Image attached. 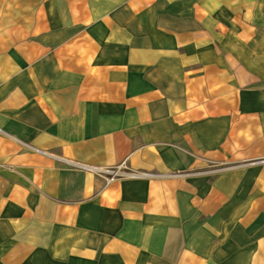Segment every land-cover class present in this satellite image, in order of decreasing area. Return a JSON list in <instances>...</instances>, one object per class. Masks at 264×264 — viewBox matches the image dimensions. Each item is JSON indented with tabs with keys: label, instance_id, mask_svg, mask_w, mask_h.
<instances>
[{
	"label": "crops",
	"instance_id": "obj_1",
	"mask_svg": "<svg viewBox=\"0 0 264 264\" xmlns=\"http://www.w3.org/2000/svg\"><path fill=\"white\" fill-rule=\"evenodd\" d=\"M0 264H264V0H0Z\"/></svg>",
	"mask_w": 264,
	"mask_h": 264
},
{
	"label": "built area",
	"instance_id": "obj_2",
	"mask_svg": "<svg viewBox=\"0 0 264 264\" xmlns=\"http://www.w3.org/2000/svg\"><path fill=\"white\" fill-rule=\"evenodd\" d=\"M75 165L82 170L88 171V172L93 173V174H97L99 176H103L105 178V184L106 185H108L109 183H112L113 181H115L119 178L136 177L137 176L136 173L127 170L125 163H122L121 165H119L115 168H107V169L81 166L78 164H75Z\"/></svg>",
	"mask_w": 264,
	"mask_h": 264
},
{
	"label": "rangeland",
	"instance_id": "obj_3",
	"mask_svg": "<svg viewBox=\"0 0 264 264\" xmlns=\"http://www.w3.org/2000/svg\"><path fill=\"white\" fill-rule=\"evenodd\" d=\"M124 163V162H123Z\"/></svg>",
	"mask_w": 264,
	"mask_h": 264
}]
</instances>
